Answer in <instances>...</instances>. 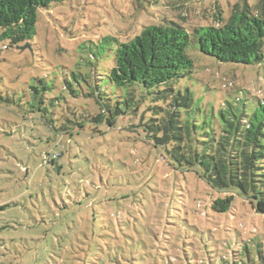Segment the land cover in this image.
I'll return each instance as SVG.
<instances>
[{"label":"rangeland","instance_id":"1","mask_svg":"<svg viewBox=\"0 0 264 264\" xmlns=\"http://www.w3.org/2000/svg\"><path fill=\"white\" fill-rule=\"evenodd\" d=\"M139 1L67 0L38 10L27 48L0 42V264H264V215L238 195L215 213L224 194L155 147L143 113L113 127L93 120L92 88L127 98L106 79L116 42L168 14L190 30L210 23L214 5L227 17L241 0L179 10ZM187 54L194 69L174 89L190 94L199 123L216 127L226 103L264 99V43L262 62L248 66Z\"/></svg>","mask_w":264,"mask_h":264},{"label":"trees","instance_id":"2","mask_svg":"<svg viewBox=\"0 0 264 264\" xmlns=\"http://www.w3.org/2000/svg\"><path fill=\"white\" fill-rule=\"evenodd\" d=\"M65 1L0 0V42L8 43L3 49L25 46L35 35L38 10L47 11ZM188 1L143 3L166 2L179 10ZM228 12L225 17L221 7L214 5L212 16H203L210 23L191 25L190 30L182 21L163 15L155 24L142 26L133 37L127 36L125 42H116L106 79L127 89V98L114 103L101 88H92L89 96L100 109L93 120L113 127L121 115L143 113L141 124L152 144L162 148L179 168L198 169V176L210 188L224 194L212 201L215 213L228 212L238 195L255 213L264 215V99L252 98L249 108L226 103L219 111V124L212 127L190 117V94L174 89L194 69L187 54L190 46L220 63L248 66L262 62L264 0L253 6L241 0L230 5ZM165 249V255L176 257L174 245L168 243Z\"/></svg>","mask_w":264,"mask_h":264},{"label":"water","instance_id":"3","mask_svg":"<svg viewBox=\"0 0 264 264\" xmlns=\"http://www.w3.org/2000/svg\"><path fill=\"white\" fill-rule=\"evenodd\" d=\"M27 46H28V45H25V46H23V47H20V49H21V50H22V49H25V48H27ZM18 48H19V47H18ZM18 48H17V49H18Z\"/></svg>","mask_w":264,"mask_h":264}]
</instances>
